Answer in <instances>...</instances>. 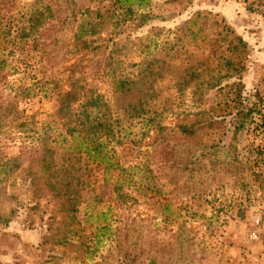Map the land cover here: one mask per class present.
<instances>
[{
	"label": "rangeland",
	"instance_id": "rangeland-1",
	"mask_svg": "<svg viewBox=\"0 0 264 264\" xmlns=\"http://www.w3.org/2000/svg\"><path fill=\"white\" fill-rule=\"evenodd\" d=\"M36 1L16 0L15 11L28 15ZM51 1L64 11L88 3ZM114 3L103 2L111 9ZM132 9L136 18L145 16L147 24L134 28L135 20L130 25L121 22L119 28L110 26L103 31L102 39L112 37L115 43L119 40L125 48H133L141 33H149L164 43L179 38L181 28L195 20L198 23L191 28L201 26L202 36L208 38L198 48L179 49L173 72L152 77L157 79L155 102L172 100L173 78L184 67L196 70L183 96L184 107L176 110L179 115H163L161 125L168 127L164 133L168 140L154 149L155 132H151L139 142L144 166L136 204L117 212L95 205L87 191L79 198L54 197L44 184L49 176L45 164L35 160L39 153L34 159L20 153L21 143L39 132V121L56 110V100L43 94L51 86L44 85V76L35 86L38 95L32 102L17 97L19 90L15 89L18 84L28 88L31 83L20 74L8 78L9 85H0V264H264V132L255 128L260 119L254 118L253 124L247 119L237 134L228 123L230 117L212 128L206 122L227 114L217 110V102L223 105L228 85L237 77L246 104L257 100L264 107V0H147ZM120 12L117 8L113 19ZM53 27L40 31L36 40L42 61L48 53L52 58L46 75L65 90L66 70L80 60L90 67L101 59L104 49L95 54L74 53L72 27L60 23ZM239 39L246 50H240ZM132 50L123 51L130 63H139L141 59ZM153 52L151 58H163L164 54ZM199 69H205L203 74L199 75ZM208 82L221 89L206 87ZM200 83L203 86L192 94V87ZM105 87L100 85V93L108 98ZM200 103L207 110L203 116H197ZM13 106L35 115L22 133L9 129ZM144 115L153 117L152 109L146 108ZM187 123H197L193 134L175 129ZM124 127L132 133L131 140L147 130L139 125ZM165 144L177 157L163 158ZM81 173L91 185L95 172ZM31 178L36 186L31 187ZM253 231L255 240L250 239Z\"/></svg>",
	"mask_w": 264,
	"mask_h": 264
},
{
	"label": "trees",
	"instance_id": "trees-1",
	"mask_svg": "<svg viewBox=\"0 0 264 264\" xmlns=\"http://www.w3.org/2000/svg\"><path fill=\"white\" fill-rule=\"evenodd\" d=\"M104 1L106 0H87V4L64 11L56 8L51 0H37L33 10L26 15L15 11L16 0H0V85H9L8 78L22 75L21 79L31 85L24 88L18 84L15 89L19 93L16 96L33 102L38 95L35 86L46 76L47 82L44 85H50L51 89H46L43 94H50L56 100V110L39 121V132L21 143L20 153H29L33 159L39 153L35 160L45 164V171L49 176L44 184L54 197L79 198L82 192L87 191L95 205L113 207L118 212L123 207L130 208L132 204H136V195L140 194L139 178L144 166L140 156L144 155L139 142L151 132H155L152 142L154 149L159 143L168 140V136L164 135L168 127L162 126L161 120L164 113L179 115L176 110L184 107L183 96L190 87L196 70L191 72L184 67L182 74L173 78L169 87L172 100L162 99L155 102L154 83L157 79L152 77L163 78L165 73L173 72V64L179 59V49L198 48L208 38L202 36L201 26L191 28L198 23L195 20L181 28L183 34L179 38L161 43L158 35L141 33L133 48H125L119 40L115 43L112 37L108 40L102 39V32L110 26L119 28L118 23L121 22H128L130 25V21L135 20L131 23L134 28L146 25L148 20L145 16L136 18L132 7H141L147 0H114V9L104 5ZM117 8L121 12L117 19H113ZM129 15V19L125 18ZM54 23L72 27L74 53L87 51L95 54L104 49L101 59L96 60L90 67L80 60L66 70L68 83L65 90H62L58 81L46 75L52 58H48V53L44 57L45 61H42L43 56L36 40V35H41L40 31L54 28ZM112 34H115L114 31ZM238 46L241 51L247 48L241 39ZM125 49L134 51L141 59L139 63H130L123 51ZM154 50L164 54L163 58H151L155 55ZM157 62L161 65H156ZM199 70V75L205 71ZM217 73L220 74L219 69ZM100 85L106 86L108 98L100 93ZM201 86L203 83L194 85L192 94ZM228 86V98L223 105L217 102V110L221 109L227 114L210 117L206 120L207 126L212 128L230 117L228 123L237 134L246 127L247 119L253 124L254 118L258 117L261 123L255 125V128L264 132L262 104H258L257 100L246 104L241 95L244 87L238 77ZM206 87L221 89L220 85H212L210 82L206 83ZM146 108L152 109L153 117L144 115ZM196 108H199L197 116H203L207 112L201 103ZM9 111L13 119L9 129L18 133L26 131L30 126V119L35 116L26 115L25 110H17L15 106ZM126 124L146 126L147 130L140 132L137 140H131L129 136L132 133L125 129ZM195 125L177 124L175 129L180 134L188 135L194 133ZM162 152L167 161L171 157H177V153L169 145L165 144ZM262 155L264 156V151ZM20 156L16 158L20 159ZM76 164H79L77 168ZM87 169L95 172L91 185V181H85L81 173ZM149 170L152 174L153 170ZM30 185L36 186L32 178Z\"/></svg>",
	"mask_w": 264,
	"mask_h": 264
},
{
	"label": "built area",
	"instance_id": "built-area-1",
	"mask_svg": "<svg viewBox=\"0 0 264 264\" xmlns=\"http://www.w3.org/2000/svg\"><path fill=\"white\" fill-rule=\"evenodd\" d=\"M257 238V235H256V232H251L250 233V239H252V240H255Z\"/></svg>",
	"mask_w": 264,
	"mask_h": 264
}]
</instances>
